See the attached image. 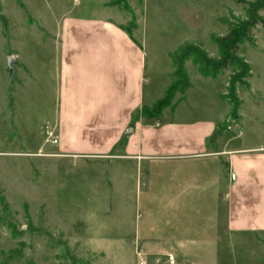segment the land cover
Instances as JSON below:
<instances>
[{
	"label": "rangeland",
	"instance_id": "374dc122",
	"mask_svg": "<svg viewBox=\"0 0 264 264\" xmlns=\"http://www.w3.org/2000/svg\"><path fill=\"white\" fill-rule=\"evenodd\" d=\"M263 7L264 0H0V264H264V233L230 235L223 184L211 183L220 169L230 180L229 151L264 147ZM252 12L257 24L236 54L245 72L234 64L206 77L191 58L184 66L191 88L156 113L173 82L174 56L196 46L216 68L224 37L250 24ZM64 14L112 18L143 45L141 138L172 125L174 134L152 143L184 151L196 148V128L211 125L209 167L205 160H126L117 149L75 153L68 143L84 144L83 132L72 114L57 113L52 43ZM253 164L264 173V157ZM172 170L183 173L182 183H171ZM179 184L188 190L170 208Z\"/></svg>",
	"mask_w": 264,
	"mask_h": 264
},
{
	"label": "crops",
	"instance_id": "0c3cea01",
	"mask_svg": "<svg viewBox=\"0 0 264 264\" xmlns=\"http://www.w3.org/2000/svg\"><path fill=\"white\" fill-rule=\"evenodd\" d=\"M55 33L57 40L52 44L59 61L56 74L57 113L66 117L72 114L74 119L71 122L76 129L82 130L85 140L84 144L76 141L68 143L76 149L75 153L109 156L117 149L118 152H125L123 159L126 160H205L203 163L209 167L214 157L206 153L211 125L196 128L199 134L196 148L184 151L177 143L158 144V140L152 143L155 137H159L158 134L166 139L174 134L172 125L159 127L156 133L146 132L150 137L146 141L141 138L146 121L141 116L137 117L144 109L146 54L143 45L132 39L127 29L106 16L88 18L64 14ZM133 116L137 118V124L131 128ZM85 145L89 150H83ZM251 150H264V147L249 149L240 144V149L228 152L229 181L222 176V169L212 174L213 188L223 184V204L225 206L227 201L225 208L230 235L264 233V173L253 164L263 159L264 155L253 154ZM160 170L165 169L161 167ZM206 170L202 171L203 177L211 178ZM222 171L226 173L224 169ZM169 176L173 185L182 183L185 178L177 170H172ZM221 178H224L222 182ZM171 189L176 196L169 199V207L174 208L180 199L176 197L186 192L188 186L179 184ZM255 194L260 196L252 200Z\"/></svg>",
	"mask_w": 264,
	"mask_h": 264
},
{
	"label": "trees",
	"instance_id": "16d2710c",
	"mask_svg": "<svg viewBox=\"0 0 264 264\" xmlns=\"http://www.w3.org/2000/svg\"><path fill=\"white\" fill-rule=\"evenodd\" d=\"M253 12L251 13L252 21L250 24L235 28L226 37H224V44H221L220 46L222 52L221 56L224 58V61L216 68H214L215 65L213 64L211 59H209V57L205 53H202V51L199 50L200 48L196 46H187L185 49L181 50L179 54L174 56L173 61L175 65V72L172 75L173 82L167 90L165 97L155 105L154 110L156 113L159 114L166 107L170 106L174 100L176 93H185L191 88V84L189 83V79L184 69L186 61L191 58L195 57V62L200 64L201 72L206 77L215 78L221 70L228 67L229 65L234 64H237V66H241V73L245 72L241 63L238 61V59H236V54L238 52V46L242 43V41L247 39L250 33V29L257 24V20L254 18ZM260 23H262V25L264 26V20L260 21ZM227 51H229L230 54H227ZM232 93H235L234 89H232ZM235 105L237 106L238 104ZM147 112L148 111L146 108H144L142 111L144 116H146Z\"/></svg>",
	"mask_w": 264,
	"mask_h": 264
},
{
	"label": "water",
	"instance_id": "95a60500",
	"mask_svg": "<svg viewBox=\"0 0 264 264\" xmlns=\"http://www.w3.org/2000/svg\"><path fill=\"white\" fill-rule=\"evenodd\" d=\"M15 64V60H14V58L13 57H10V59H9V70H10V72L13 74L14 73V70H13V65Z\"/></svg>",
	"mask_w": 264,
	"mask_h": 264
}]
</instances>
